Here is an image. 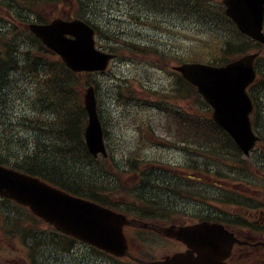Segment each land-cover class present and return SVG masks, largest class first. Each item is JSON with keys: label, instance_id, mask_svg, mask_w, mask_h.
<instances>
[{"label": "trees", "instance_id": "16d2710c", "mask_svg": "<svg viewBox=\"0 0 264 264\" xmlns=\"http://www.w3.org/2000/svg\"><path fill=\"white\" fill-rule=\"evenodd\" d=\"M129 1L134 4L135 10L144 7L151 11L157 9L159 13L170 12L175 17L198 22L194 30L198 33L207 31L199 36L200 42L192 52L194 58L223 63L250 50L252 42L254 46L263 47L239 32L233 21L224 14L221 3H213L211 0ZM0 3L7 9L17 10V13H9L16 14L15 18L25 22L30 15L46 21L48 16L45 11L67 9L71 16L81 17L89 22H95L94 18L103 23L95 13L96 9L102 7L104 0H0ZM40 9H43V17L39 13ZM22 10L27 11L25 16L21 15ZM94 25L99 35L103 32L109 34V25L102 24L105 29L100 24ZM19 28L17 31L12 20L0 23V149L5 154L0 156V160L32 173L50 175L54 180L56 178L62 182L61 186L90 194L87 196L105 203L107 198L100 192L105 190V183L97 173L99 160L88 153L84 140L87 112L83 94L85 84L91 81L92 74L73 72L27 29ZM111 35L109 38L112 43L108 48L119 51L121 48H115L114 44L121 43L122 39L114 30ZM104 42L101 41V44ZM36 50L37 53L34 54ZM259 73L260 76L264 75L262 69ZM20 78L28 81L20 84ZM177 92L184 95L185 86H180ZM188 93L192 102L190 145L203 160L201 165L198 161L195 162L196 169L193 168L198 170L205 166L210 170L214 162L208 160V156L209 159H221L236 172L245 170L242 166L246 165V161L242 159L241 152L228 134L214 122L210 106L200 99L196 87L188 84ZM253 121L256 130L264 137V125L258 122V118ZM27 127L30 129L27 130ZM9 132L15 133L16 145H12ZM254 163L256 167H260L261 161L255 160ZM132 169L135 171H130L138 175L144 174V180L147 178L150 184L157 181L158 185L168 186L167 195L154 185V189L142 187L141 197L151 204L163 207L168 199L171 201L173 197L186 191L184 184L174 185L173 181L151 176L142 168ZM217 169L213 167L212 171L217 172ZM122 179L123 176H120L119 180ZM198 189L199 187L194 186L190 188L191 194H200ZM107 204L112 205L108 201ZM156 219L155 215H149L148 220L157 221Z\"/></svg>", "mask_w": 264, "mask_h": 264}, {"label": "water", "instance_id": "95a60500", "mask_svg": "<svg viewBox=\"0 0 264 264\" xmlns=\"http://www.w3.org/2000/svg\"><path fill=\"white\" fill-rule=\"evenodd\" d=\"M224 1L228 5L227 14L234 19L239 28L264 42V33L261 31L264 0ZM31 29L75 71L103 70L114 56L95 47L93 28L80 19L56 18L46 24L33 23ZM254 58V54L246 55L220 67L200 63L184 64L179 67L214 106V117L217 122L233 135L246 153L257 139L249 120L252 105L246 93L247 85L255 76ZM85 102L89 112V125L86 129L88 147L94 154L98 152L105 154L93 87L88 88ZM0 193L30 205L36 214L68 233L117 255L127 253L128 245L123 227L129 221L121 214L70 197L36 178L2 167ZM166 233L190 242L198 256L195 257L192 253L177 254L172 259L151 264H225L224 260L233 244L231 235H228L223 227L215 224H202L178 230L170 227Z\"/></svg>", "mask_w": 264, "mask_h": 264}, {"label": "rangeland", "instance_id": "374dc122", "mask_svg": "<svg viewBox=\"0 0 264 264\" xmlns=\"http://www.w3.org/2000/svg\"><path fill=\"white\" fill-rule=\"evenodd\" d=\"M118 1V0H115ZM112 8V7H110ZM110 8L107 10V12H104V15H102V19L105 21L112 20L113 22H116L120 25H122L124 28L127 24L126 20L129 21V15L127 12L130 10L129 5L127 4L126 0L119 1V4L115 3V8L110 10ZM41 10V9H40ZM43 11V9H42ZM127 14L128 16H125ZM159 17V16H158ZM4 17H0V19H3ZM165 16L163 17V19ZM188 25V22H187ZM133 30L138 31L137 27L133 25ZM152 33V32H151ZM150 32H147L145 30H142V33H139L138 35L142 34H150ZM168 34V33H166ZM161 38H165V36L161 35ZM185 46H189V39L184 40ZM181 48H179L180 50ZM126 61H120L116 63L113 66V70L118 73V75H123V73H128L129 75H132L134 73L133 68L131 66V70L126 66ZM157 76V75H156ZM160 81L163 79H167V74L163 75L159 73ZM109 80L106 78L103 79V87L102 89H106L108 85ZM107 92L102 93V106L105 110H107L108 115L107 118L109 119L110 116L112 117V120L116 123L112 124L111 131L114 130V133L111 134V136L114 138V141L116 144H120V150H127L130 148H133L136 146L137 143V135L135 131L137 130L136 128L133 127L132 124L128 122V120L131 119V117H126L123 115L122 110L124 109L122 105L118 104V101L115 100V98L106 95ZM106 96V97H105ZM135 111L136 107L135 104L132 106ZM140 107V106H138ZM147 144L145 146L147 147H152V148H159L158 150H150L154 155L159 156L160 159H162L165 162H171L172 158L174 159V151L170 150L169 148L163 147L161 144H159L158 139H152V136L149 134L148 135V140L146 141ZM165 148V149H164ZM149 189H154L152 187H149ZM226 209H230L229 206H223ZM20 212H25V210L20 208ZM40 224L37 221H30V224ZM43 230H52L50 227H47L45 225L42 226ZM128 235V234H127ZM147 237L154 238L151 234L146 233ZM144 235V236H145ZM14 236V235H11ZM131 236L133 237V244L134 246L136 245V239H135V232L131 230ZM138 236V239H140V233L138 232L136 234ZM130 238V237H129ZM164 241V240H163ZM174 242L170 243H163L159 242L157 239L154 241V244L152 246V253L157 256V257H162L166 253H169L172 251V248L174 246ZM41 246V245H40ZM46 244L43 243V254L44 255H49V256H58V261H54L51 264H85L90 262V264H95L96 259L93 257L94 253L90 250H88L87 247H82L78 248L77 251H74L73 253H64L61 252L60 250H56L54 252L52 249H47L45 247ZM0 247L4 249V251L9 252V253H0V261L3 260L5 257L10 256L13 258H21L24 255V249L20 248V242L18 240H13V238H9V236L1 235L0 236ZM144 247H141L143 249ZM45 249V250H44ZM42 248L39 247V251H41ZM93 254V255H92ZM99 258V257H96ZM111 264H114L113 261L111 260Z\"/></svg>", "mask_w": 264, "mask_h": 264}, {"label": "flooded vegetation", "instance_id": "af4514ba", "mask_svg": "<svg viewBox=\"0 0 264 264\" xmlns=\"http://www.w3.org/2000/svg\"><path fill=\"white\" fill-rule=\"evenodd\" d=\"M254 217L255 212L249 213ZM261 221L255 220L253 225L247 228L237 226L231 229L237 237L246 240L244 245H235L230 264L234 261L248 258L250 264H264V211H260Z\"/></svg>", "mask_w": 264, "mask_h": 264}, {"label": "bare ground", "instance_id": "6f19581e", "mask_svg": "<svg viewBox=\"0 0 264 264\" xmlns=\"http://www.w3.org/2000/svg\"><path fill=\"white\" fill-rule=\"evenodd\" d=\"M0 123H1V120H0Z\"/></svg>", "mask_w": 264, "mask_h": 264}]
</instances>
